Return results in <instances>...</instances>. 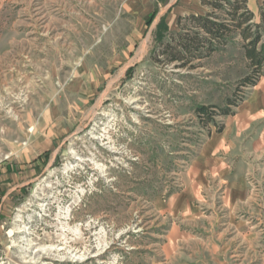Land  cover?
Segmentation results:
<instances>
[{
  "label": "rangeland",
  "instance_id": "rangeland-1",
  "mask_svg": "<svg viewBox=\"0 0 264 264\" xmlns=\"http://www.w3.org/2000/svg\"><path fill=\"white\" fill-rule=\"evenodd\" d=\"M262 2L247 8L264 28ZM210 11L201 0H0V264H264V182L246 180L262 227L243 259L215 239L226 185L213 238L201 216L217 182L187 179L264 90V66L252 68L237 31L187 68L159 55L160 24L173 33L178 17ZM228 101L213 123L194 112Z\"/></svg>",
  "mask_w": 264,
  "mask_h": 264
},
{
  "label": "crops",
  "instance_id": "crops-1",
  "mask_svg": "<svg viewBox=\"0 0 264 264\" xmlns=\"http://www.w3.org/2000/svg\"><path fill=\"white\" fill-rule=\"evenodd\" d=\"M255 8L257 10L256 6ZM250 10L254 13V9ZM255 88L253 97L240 107L234 125L231 123L226 126L220 138L206 143L187 174L188 181L194 186L198 185L200 190V182H206L208 178L217 182L215 187L205 188L209 196V216H201L208 220L213 229L212 237L218 222L216 196L220 186L226 185L221 209L224 213L221 233L215 239L221 238L223 252H228L229 249L224 246H229L233 240L237 242L236 252L243 259L251 253L256 254L255 243L259 237V228L261 231L262 227L261 220L255 213L260 206L256 202L257 195L253 194L255 198H252V192L246 185L249 178L259 186L264 182V90H261L260 85ZM239 159L242 171H236ZM236 212L247 213V218L236 221Z\"/></svg>",
  "mask_w": 264,
  "mask_h": 264
},
{
  "label": "trees",
  "instance_id": "trees-1",
  "mask_svg": "<svg viewBox=\"0 0 264 264\" xmlns=\"http://www.w3.org/2000/svg\"><path fill=\"white\" fill-rule=\"evenodd\" d=\"M201 4L209 6L211 11L178 17L176 22L178 31L172 33L164 24L159 25L157 34V42L161 47L159 55L165 58L166 63H175L177 68H187L192 66L194 61L215 53L217 47L229 42L230 36L237 31L244 43L245 56L252 68L260 73L264 66V28L260 25H251L253 14L247 8V0H201ZM223 9L226 18L219 20L216 12ZM260 18L264 22V0L260 7ZM165 32L168 37L163 35ZM254 84V81L247 79L243 86ZM228 102L224 109L215 111L210 107L197 106L194 112L202 124L213 123L216 115L231 114L229 106L235 103Z\"/></svg>",
  "mask_w": 264,
  "mask_h": 264
}]
</instances>
